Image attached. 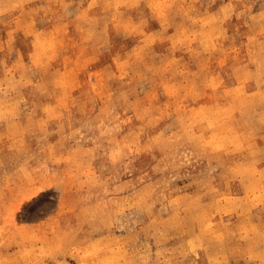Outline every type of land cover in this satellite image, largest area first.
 <instances>
[{
	"label": "rangeland",
	"instance_id": "obj_1",
	"mask_svg": "<svg viewBox=\"0 0 264 264\" xmlns=\"http://www.w3.org/2000/svg\"><path fill=\"white\" fill-rule=\"evenodd\" d=\"M0 264H264V0H0Z\"/></svg>",
	"mask_w": 264,
	"mask_h": 264
}]
</instances>
